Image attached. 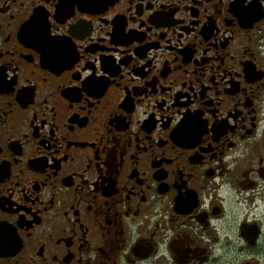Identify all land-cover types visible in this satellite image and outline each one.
<instances>
[{
	"label": "flooded vegetation",
	"instance_id": "flooded-vegetation-1",
	"mask_svg": "<svg viewBox=\"0 0 264 264\" xmlns=\"http://www.w3.org/2000/svg\"><path fill=\"white\" fill-rule=\"evenodd\" d=\"M0 264H264V0H0Z\"/></svg>",
	"mask_w": 264,
	"mask_h": 264
},
{
	"label": "clouds",
	"instance_id": "clouds-1",
	"mask_svg": "<svg viewBox=\"0 0 264 264\" xmlns=\"http://www.w3.org/2000/svg\"><path fill=\"white\" fill-rule=\"evenodd\" d=\"M240 243L242 244L243 243V241H240ZM219 250L217 249V252H218Z\"/></svg>",
	"mask_w": 264,
	"mask_h": 264
}]
</instances>
